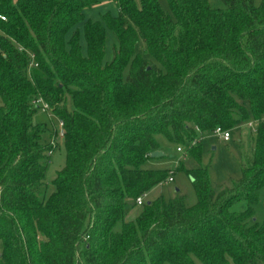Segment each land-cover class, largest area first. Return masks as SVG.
Segmentation results:
<instances>
[{
  "label": "trees",
  "instance_id": "trees-1",
  "mask_svg": "<svg viewBox=\"0 0 264 264\" xmlns=\"http://www.w3.org/2000/svg\"><path fill=\"white\" fill-rule=\"evenodd\" d=\"M99 1L0 0V264H264V222L253 219L264 188V0H167L170 15L157 0H113L118 16L85 23L83 56L78 33L66 36ZM105 27L118 43L107 65ZM138 37L158 65L139 58L124 78ZM39 99L63 124L66 153L47 200L54 145L33 122ZM248 118L256 137L240 177L214 188L196 133ZM157 135L187 146L197 202L158 197L129 221L135 199L169 175L144 169Z\"/></svg>",
  "mask_w": 264,
  "mask_h": 264
},
{
  "label": "rangeland",
  "instance_id": "rangeland-1",
  "mask_svg": "<svg viewBox=\"0 0 264 264\" xmlns=\"http://www.w3.org/2000/svg\"><path fill=\"white\" fill-rule=\"evenodd\" d=\"M157 1L161 9L170 15L171 13L167 0ZM107 14L113 17L119 15L113 0H100L95 6L85 9L83 21L68 32L66 41L68 42L73 33L77 32L82 55L86 56L87 44L84 37V25L88 21L102 23L103 16ZM105 40L103 65L110 64L114 60L118 50L116 38L106 27ZM139 58L148 61L151 65H158L157 61L146 52L145 44L141 37H138L130 62L123 72L124 78L128 74L131 64ZM68 102L69 105L70 101L68 100ZM37 106L39 109L33 116V122L46 127V133L42 140L43 144L48 145L52 143V145H54V150L46 165L45 200H47L55 192L54 180L57 172L61 170L66 163V153L63 138L55 134L58 132L59 120L51 111L43 113L40 110L42 104H38ZM250 123L256 129L257 122L252 118H248L244 121H240L233 129L229 130L231 137L229 142H223L213 132L204 134L196 133V139L200 140L201 164L207 169L209 179L214 188L227 186L230 180H236L240 177L242 156L244 154H249L254 148L256 132L248 128ZM156 141L164 157L148 160L144 165V169L166 171L169 174L168 177L172 178V182L166 180L163 184L153 188V190L145 195L144 201L148 202L158 197H162L165 201H170L177 195H181L184 198L185 205L187 207H192L196 204L197 198L186 171L195 167V162L189 157L187 146L185 144L171 142L162 135H157ZM178 148L182 149L181 153L177 152ZM176 190L178 192H176ZM140 210L141 207H136L133 212L130 213L128 219H131V216H136ZM253 219L259 224L264 222V188L260 192L258 202L253 206ZM194 264L202 263L194 259Z\"/></svg>",
  "mask_w": 264,
  "mask_h": 264
},
{
  "label": "built area",
  "instance_id": "built-area-1",
  "mask_svg": "<svg viewBox=\"0 0 264 264\" xmlns=\"http://www.w3.org/2000/svg\"><path fill=\"white\" fill-rule=\"evenodd\" d=\"M0 21L5 22L6 21L5 17L2 16V15H0ZM28 56H29V64H28V67H27V71L29 72L30 69L37 67V63H36V61L34 59V55L32 53H29L28 52ZM36 103L37 104H42V107H40V110L43 113H48L49 111H51V109L49 108V106L44 101H42L41 99L37 100ZM248 126H249L248 128H250L251 130H254L255 131V128L253 127V125L251 123ZM213 133L216 136H218L223 142H229L230 141V138L231 137H230V134H229V130H223L222 128L217 127V128H215L213 130ZM57 136H60L62 138L64 136V128H63V124L61 122L59 123ZM196 142H197L196 140H193L190 143V146H194L196 144ZM177 152L181 153L182 152V149L181 148H178L177 149ZM166 180L168 182H172V178H170V177H168ZM144 198H145V196H140V197L136 198L135 199V202H134L135 203V206L136 207L143 206V204L145 203Z\"/></svg>",
  "mask_w": 264,
  "mask_h": 264
},
{
  "label": "water",
  "instance_id": "water-1",
  "mask_svg": "<svg viewBox=\"0 0 264 264\" xmlns=\"http://www.w3.org/2000/svg\"><path fill=\"white\" fill-rule=\"evenodd\" d=\"M163 157H164V155L160 151H155V152L151 153V155H150L151 159H157V158H163Z\"/></svg>",
  "mask_w": 264,
  "mask_h": 264
},
{
  "label": "crops",
  "instance_id": "crops-1",
  "mask_svg": "<svg viewBox=\"0 0 264 264\" xmlns=\"http://www.w3.org/2000/svg\"><path fill=\"white\" fill-rule=\"evenodd\" d=\"M152 190H153V189H152ZM176 192H178V191H176ZM135 217H136V216H133V217L131 216V219H129V221H130V220H133Z\"/></svg>",
  "mask_w": 264,
  "mask_h": 264
}]
</instances>
